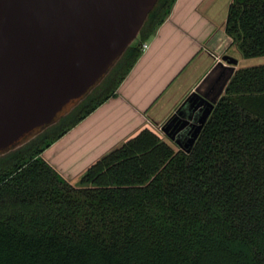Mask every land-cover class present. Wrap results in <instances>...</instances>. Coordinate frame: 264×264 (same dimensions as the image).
<instances>
[{
    "label": "trees",
    "instance_id": "obj_1",
    "mask_svg": "<svg viewBox=\"0 0 264 264\" xmlns=\"http://www.w3.org/2000/svg\"><path fill=\"white\" fill-rule=\"evenodd\" d=\"M176 1L158 0L69 114L0 157V264H264V64L235 72L191 148L145 129L76 186L42 158L116 94ZM226 31L264 58V0H233Z\"/></svg>",
    "mask_w": 264,
    "mask_h": 264
},
{
    "label": "water",
    "instance_id": "obj_2",
    "mask_svg": "<svg viewBox=\"0 0 264 264\" xmlns=\"http://www.w3.org/2000/svg\"><path fill=\"white\" fill-rule=\"evenodd\" d=\"M157 2L0 0V157L83 101L137 40ZM216 103H206L190 148ZM164 132L176 140L171 123Z\"/></svg>",
    "mask_w": 264,
    "mask_h": 264
},
{
    "label": "crops",
    "instance_id": "obj_3",
    "mask_svg": "<svg viewBox=\"0 0 264 264\" xmlns=\"http://www.w3.org/2000/svg\"><path fill=\"white\" fill-rule=\"evenodd\" d=\"M232 2L177 0L116 94L42 158L76 186L92 165L145 129L178 145L164 128L188 100L201 103L203 112L207 102L216 103L224 95L238 69L264 60L244 59L228 35Z\"/></svg>",
    "mask_w": 264,
    "mask_h": 264
},
{
    "label": "flooded vegetation",
    "instance_id": "obj_4",
    "mask_svg": "<svg viewBox=\"0 0 264 264\" xmlns=\"http://www.w3.org/2000/svg\"><path fill=\"white\" fill-rule=\"evenodd\" d=\"M199 103L191 101L171 118L173 134L176 140L183 141L184 146L190 144L191 137L195 134L194 125L195 121L201 115V107L198 108ZM180 143V142H178Z\"/></svg>",
    "mask_w": 264,
    "mask_h": 264
},
{
    "label": "rangeland",
    "instance_id": "obj_5",
    "mask_svg": "<svg viewBox=\"0 0 264 264\" xmlns=\"http://www.w3.org/2000/svg\"><path fill=\"white\" fill-rule=\"evenodd\" d=\"M256 59H264V58H256ZM262 64H264V60H262V61H260L259 63H258V65H262ZM206 111H207V109H205L202 113H201V115L198 117V119L195 121V126H194V133L196 134L197 133V130H198V128H199V125H200V122L203 120V118H204V116H205V114H206ZM194 134V135H195ZM162 136H163V138H164V135L162 134ZM175 150H179L180 148L178 147V145H176L175 143L174 144H172L171 145ZM188 146H189V144H188Z\"/></svg>",
    "mask_w": 264,
    "mask_h": 264
},
{
    "label": "built area",
    "instance_id": "obj_6",
    "mask_svg": "<svg viewBox=\"0 0 264 264\" xmlns=\"http://www.w3.org/2000/svg\"><path fill=\"white\" fill-rule=\"evenodd\" d=\"M148 48H149V45L147 43H144L143 46H142V52L147 51Z\"/></svg>",
    "mask_w": 264,
    "mask_h": 264
}]
</instances>
